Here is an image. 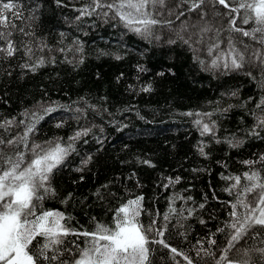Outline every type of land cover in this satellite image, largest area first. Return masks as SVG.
<instances>
[{"label": "trees", "instance_id": "16d2710c", "mask_svg": "<svg viewBox=\"0 0 264 264\" xmlns=\"http://www.w3.org/2000/svg\"><path fill=\"white\" fill-rule=\"evenodd\" d=\"M179 2L168 0L169 4ZM21 3L24 16L35 18L16 23L35 35L22 38L18 31H13L12 39L18 44L21 39L29 43L33 48L31 62L43 57L45 64L32 72L19 67L27 60L22 51L12 58L0 56V119L16 117L19 121L24 118L21 113L25 109L56 107L37 125L34 136L37 143L55 138L67 141L75 131L91 129L75 142V151L65 163L54 170L51 186L55 194L45 197L42 208L63 212L71 218L67 221L69 227L93 231L96 223L113 226V210L129 199L143 196L140 222L147 226L156 220V227L167 223L163 237L150 233V238L165 240L178 252L189 255L194 264H214L212 257L197 256L196 250L200 247L197 241H203V248L219 259L230 232L227 228L224 232L217 231L230 220V202L235 200V193L224 191L231 182L222 179L221 174L242 176L249 168L241 161L264 154V130H260L259 137L246 134L255 123L251 113L260 112L256 104L264 97V72L260 66L246 65L243 70L227 73L206 71L194 59L189 45L180 40L168 43L175 35L167 26L157 27L155 35L160 39L155 40L127 30L118 19L93 14L77 20L80 10L91 5L92 0H61L60 4L56 0H21ZM181 10L174 9L177 13ZM216 10L225 15L217 19L213 14L206 20L217 27L223 25L220 36L225 42L220 47L226 49L228 10L220 5H216ZM102 11L108 10H98ZM198 15L185 12L179 20L166 14L162 18H171L172 27L178 28L181 22L203 23L198 21ZM237 24L246 30L255 26L251 22L245 25L239 18ZM231 35L250 49L264 51L259 39L238 33ZM78 47L83 51H78ZM193 47L199 48L201 60L210 61L204 44ZM249 70L251 77L246 74ZM148 84L152 85V91H141ZM231 92L237 95H229ZM228 105L234 107L227 113L218 111ZM188 112L215 113L211 119L217 123L216 136L224 141L235 134L243 140L242 146L230 148L226 142L216 143L209 136L202 137L193 123L197 117L185 115ZM204 119L207 122V117ZM57 123H63V127H56ZM18 131H22V126L7 133L0 129V134L8 138ZM201 141L207 144V157L197 150ZM19 147L27 151L22 145ZM85 160L87 164L83 163ZM144 160H150L154 167L144 164ZM78 168L83 170L76 171ZM254 168L264 176V164L257 163ZM168 177H180V182L165 188ZM246 183L242 178V185ZM97 189L99 197L95 195ZM69 193L72 198L62 203ZM172 197L184 199H175L173 206L177 213L165 222L163 216ZM249 199H253L252 194ZM202 203L205 206L201 209ZM188 209L195 210L191 216ZM253 236L254 233L246 236L236 247H264L261 243L264 237ZM209 237L217 244L210 245ZM38 239L42 242V238ZM86 239L68 236L63 247L76 255V246L85 247ZM150 247L153 264H187L183 255H175L173 259L174 254L161 244ZM65 258H70L67 253ZM251 260L264 264L258 253H252Z\"/></svg>", "mask_w": 264, "mask_h": 264}, {"label": "snow or ice", "instance_id": "6c2138e0", "mask_svg": "<svg viewBox=\"0 0 264 264\" xmlns=\"http://www.w3.org/2000/svg\"><path fill=\"white\" fill-rule=\"evenodd\" d=\"M56 2L60 4L61 0H56ZM216 5L228 10L226 15L228 16L229 36L226 49L220 47V44L225 42L220 36V33L224 31L223 25L217 27L206 20V17H211L213 14L217 19L225 15L217 12ZM23 7L21 0H0V42H2L0 43V56L12 58L22 51V55L27 57V60L19 67L36 72L45 64V59L40 57L31 62L32 46L23 39L19 44L12 39L13 31H18L22 38L35 35L34 32L26 31L25 27L16 23V21H21L23 24L25 20L35 18L34 15L25 17ZM176 8L182 10L177 13L174 11ZM103 9L108 11L98 12ZM109 11L112 13L111 17H109ZM185 12L198 13V21L203 23L181 22L178 28H173L174 21L171 18H162L166 14L169 17L174 15L175 19L179 20L180 17L185 16ZM93 14L118 19L124 28L145 39L159 40L160 37L155 35V30L157 27L167 26L175 35V38L169 39L168 43L172 44L180 40L189 45L194 52V59L206 71L227 73L243 70L246 65L255 67L258 64L264 72V51L259 48L250 49L243 41H236L231 35L238 33L253 40L259 39V43L264 45V0H180L179 3L173 4H169L168 0H111L107 3L102 0H92L91 5L80 10L76 19L79 20L83 16ZM238 18L245 25L251 22L255 26L250 30L239 27ZM208 33L213 35L208 36ZM193 37L196 39L194 40ZM238 43L240 47L237 46ZM199 44L206 46L208 56L211 57L207 63L199 58L197 54L199 48L193 47ZM77 50L83 51L79 47ZM60 51L63 52L64 49ZM116 59H121V57L116 56ZM80 63H83L82 57ZM143 70L140 68V71ZM246 74L252 76L250 70ZM141 91L151 92L152 85L143 86ZM229 95L236 96L237 93L231 92ZM251 99L249 97V100ZM232 107L234 105H228L227 108H221L218 111L224 114ZM256 108L260 112L251 113L255 117V123L246 134L259 137L260 130H264V97H261ZM55 111L54 106L41 105L31 111L25 109L21 113L24 118L19 121L16 117L0 119V129H3L5 133L22 126V131L8 138L0 134V264H153L150 246L154 243L170 249V252L174 254L173 259L175 255H183L187 264H194L189 255L178 252L177 248L171 247L165 240L150 238V233L163 237L167 231V223L156 227V220H152L147 226L140 222L139 217L144 211L143 196L129 199L114 209L113 226L96 223L93 231H78L69 227L67 221L71 218L66 217L63 212L42 208L41 202L45 197L55 194V189L51 186L54 170L63 165L70 154L75 151V142L87 136L91 131L89 128H83L75 131L67 141L63 138H55L37 143L34 139L37 125L45 116ZM77 111L81 110L77 109ZM214 114L213 112L185 113V115L197 117L193 123L198 127L202 137L209 136L216 143L226 142L230 148L241 147L243 140L235 134L225 137L224 141L216 136L217 123L211 119ZM205 117H207V122ZM56 127H63V123H57ZM20 145L27 151L21 150ZM206 147L207 144L204 141L197 146L201 156L207 157ZM90 159L91 157H88V160ZM88 160L83 163L87 164ZM143 163L154 167L150 160H144ZM241 163L249 168V171H245L242 176L221 174L222 179L231 182L224 191L230 195L235 193V200L230 202V220L225 223L224 228L217 229L218 232H224L225 228L230 229L225 246L220 251L219 259H215V254L209 249L203 248V241H197V245H200L196 250L197 256L203 254L212 257L214 264H254L251 260L252 253L260 254V259L264 260V247L243 249L236 247L239 241L253 233L254 239L264 237V176H261L260 171L254 168L257 163L264 164V154H259L253 160L241 161ZM82 170V168L76 169V171ZM242 178L247 182L246 184L242 185ZM167 181L163 185L165 188L178 184L180 177L174 179L168 177ZM237 189L240 190L236 191ZM250 194L253 195L251 200L249 199ZM95 195L100 196L99 189ZM71 198L72 194L69 193L62 203H67ZM175 199H184V197L170 198L169 210L163 216L165 222L170 220L172 214L177 213V209L173 206ZM187 199L192 198L187 197ZM204 206L202 203L199 208L202 209ZM194 211V209H188V215L191 216ZM182 212L183 210L181 214ZM200 222L204 223L203 220ZM68 236L87 238L85 247L76 246L78 253L76 255H73L70 248L63 247ZM38 238H42V242ZM34 241L35 244H33ZM207 242L210 245L217 244V241L211 237ZM261 243H264V240ZM65 253L70 258H65ZM230 253L234 255L230 256Z\"/></svg>", "mask_w": 264, "mask_h": 264}]
</instances>
